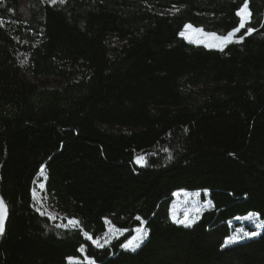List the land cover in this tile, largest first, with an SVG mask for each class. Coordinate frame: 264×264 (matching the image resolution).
Here are the masks:
<instances>
[{"label": "trees", "instance_id": "trees-1", "mask_svg": "<svg viewBox=\"0 0 264 264\" xmlns=\"http://www.w3.org/2000/svg\"><path fill=\"white\" fill-rule=\"evenodd\" d=\"M243 2L0 0V264H264V230L223 247L264 220V0L222 52L179 35L230 31ZM183 191L212 201L188 227L169 216ZM106 217L129 231L96 248Z\"/></svg>", "mask_w": 264, "mask_h": 264}, {"label": "snow or ice", "instance_id": "snow-or-ice-1", "mask_svg": "<svg viewBox=\"0 0 264 264\" xmlns=\"http://www.w3.org/2000/svg\"><path fill=\"white\" fill-rule=\"evenodd\" d=\"M48 2L52 4H56L57 0H48ZM59 3L63 4L65 3V0H59ZM179 11V9H177ZM236 16L239 17V23L236 27L232 28L230 31H228L226 34L221 35L216 32H208L205 31L204 28L194 26L190 23H187L184 25V30L179 33L181 37L186 39L189 43H195L197 45L203 44L206 48H215L219 51H224V49L232 44V43H241L244 41L246 36L251 35L253 32L256 31V29L252 27H246L252 18V13L249 8V0H244L242 6H240L236 10ZM246 31L242 35H237L238 33H241L242 29H245ZM51 159V157L49 158ZM135 162L141 166H143L146 163V160L144 156H137L135 158ZM43 170V166H42ZM41 188H43V185H40ZM35 189L33 190V196L35 197ZM39 211V208L37 209ZM8 214V206L6 202L4 201L3 197H0V233L4 232V225L5 220L7 218ZM45 213L41 212V215H44ZM55 219V217H52ZM137 220H140V217L136 218ZM174 222L177 224H183L186 227L191 226V224L194 221L187 220V219H176L175 216L173 217ZM79 221L77 220H69L68 224L61 225L62 227H69V225H79ZM106 223H110L109 221H106ZM146 223V222H145ZM128 229H121L116 227L115 225H112L106 232L103 238V242H101L100 239H93L89 233L84 232V236L92 241V244L96 248H105L109 247L112 244V241L114 239H119L121 235H123L125 232H128ZM136 235L131 236V238H128L125 240V242L120 244V247L124 248L127 251L135 252L138 248L141 247L144 240L147 238L148 230L145 227L138 226L135 228ZM259 233L257 232H248L244 233V236L246 237H255L258 236ZM241 236H233L229 237L225 241V246L236 243L239 239H242ZM81 251H84L83 248H81ZM90 264H95V260L93 258H89Z\"/></svg>", "mask_w": 264, "mask_h": 264}, {"label": "rangeland", "instance_id": "rangeland-1", "mask_svg": "<svg viewBox=\"0 0 264 264\" xmlns=\"http://www.w3.org/2000/svg\"><path fill=\"white\" fill-rule=\"evenodd\" d=\"M188 23H190V22H188ZM190 24H192V23H190ZM192 25H194V24H192ZM194 26H196V25H194ZM197 27H200V26H197ZM183 30H184V26H183V29L181 31H183ZM204 30L208 31V32H216V33L221 34V35H224L227 33V32L222 33V32H217V31H210V30H207L205 28H204ZM192 44H195V43H192ZM195 45H197V44H195ZM200 46L205 47L203 44H200ZM26 78L29 81H32L33 83H39V80L32 77V76H27ZM41 80L46 81V83H49V84L50 83L56 84V82L50 78H48V79L47 78H41ZM211 207H212V201L210 199L208 192L183 191L181 193L176 194L175 197L173 198V200L171 201V203L169 205V216H170V219L172 221H174L173 217L175 216L176 219H187V220L194 221L192 223V224H194L201 217L202 213L204 211L210 209ZM105 221L110 222V223H106L107 230L112 225H115L112 222V220L108 217L105 218ZM142 227H144V225H142ZM107 230H106V232H107ZM134 230H135V228H134ZM263 230H264V220L259 217L257 212L251 211L248 214L241 217L240 224L236 225L235 230L231 233V235L229 237L241 236L243 238L239 239L237 241V242H241V241L250 239L249 237L244 236V233L257 232L260 234ZM106 232H105V234H106ZM104 235L100 238L101 242H103ZM135 235H136V233H135ZM229 237H227L225 239V241ZM255 237H257V236H255ZM251 238H254V237H251ZM230 245H232V244H230ZM223 247H225V242L223 244ZM68 261L70 263H82V262H84V260L79 259V258H75V257H70L68 259ZM86 261H88V260H86Z\"/></svg>", "mask_w": 264, "mask_h": 264}, {"label": "water", "instance_id": "water-1", "mask_svg": "<svg viewBox=\"0 0 264 264\" xmlns=\"http://www.w3.org/2000/svg\"><path fill=\"white\" fill-rule=\"evenodd\" d=\"M0 197H3L1 193H0ZM3 199H4V198H3ZM4 201H5V199H4ZM7 220H8V214H7V218H6V220H5L4 228H5L6 224H7ZM1 234H2V233H0V235H1Z\"/></svg>", "mask_w": 264, "mask_h": 264}]
</instances>
